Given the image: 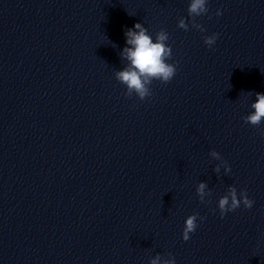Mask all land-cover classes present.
<instances>
[{
    "label": "clouds",
    "instance_id": "clouds-1",
    "mask_svg": "<svg viewBox=\"0 0 264 264\" xmlns=\"http://www.w3.org/2000/svg\"><path fill=\"white\" fill-rule=\"evenodd\" d=\"M206 5L207 0H190L188 7V14L193 18L192 26L200 29V31H204V29L201 25L195 23V17L208 12ZM217 15H221L219 10L217 11ZM178 27L188 30V24L185 23L183 18L179 20ZM125 37L128 47L123 49L121 55L130 64L124 70L115 74L116 79L126 85V96L131 97L132 92L135 91L138 98L144 100L152 95L149 86L154 80L168 83L176 74L177 68L175 64L167 62L172 56V49L166 43L169 40V35L166 31L161 30L156 34L154 42L152 36L148 34L147 29L141 23H136L133 28L125 31ZM216 39L217 34H213L206 36L204 42L211 47ZM255 97V102L251 104L253 111L244 117V120L252 126H259L264 122V119H262L264 118V93H255ZM210 155L217 159L220 158V154L216 151L210 152ZM216 171L219 172V167L216 168ZM230 171V166L225 162V172L229 173ZM205 188V183H200L197 187V194L202 203L204 202ZM241 204L246 209H251L254 201L243 190L240 191L238 198L237 189L234 186L229 187L227 193L218 201L221 218L226 213L238 209ZM197 219L198 214L189 215L186 218L182 233L184 241H188L190 239L189 234L193 233L198 227ZM199 219L203 221L204 217H199ZM159 261L160 255L157 254L155 258L150 260V264H159ZM164 264H175V259L170 256V259L166 260Z\"/></svg>",
    "mask_w": 264,
    "mask_h": 264
}]
</instances>
